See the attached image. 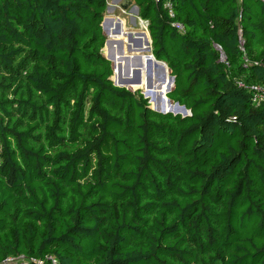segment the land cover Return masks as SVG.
I'll use <instances>...</instances> for the list:
<instances>
[{
    "label": "trees",
    "instance_id": "obj_1",
    "mask_svg": "<svg viewBox=\"0 0 264 264\" xmlns=\"http://www.w3.org/2000/svg\"><path fill=\"white\" fill-rule=\"evenodd\" d=\"M107 1L0 0V261L264 264V0H132L186 117L113 84Z\"/></svg>",
    "mask_w": 264,
    "mask_h": 264
},
{
    "label": "bare ground",
    "instance_id": "obj_2",
    "mask_svg": "<svg viewBox=\"0 0 264 264\" xmlns=\"http://www.w3.org/2000/svg\"><path fill=\"white\" fill-rule=\"evenodd\" d=\"M117 27H120V30H117L118 29ZM105 31H106L107 35L109 34L108 37L110 38V40H113L114 42L118 41L120 43H124V45L121 44L119 52L114 54L115 56L112 54L114 50H112V51H110V50L112 48H114V47H115V49L119 48L118 45L115 44V46H113V47L112 46H110V47L107 46V52H108L107 58H109L110 61L113 63V71L115 72V74L113 76V81L116 84L119 83V85L124 86V87L127 86V85H134V84L138 85V84H141V81H140V83L139 82L138 83L135 82L138 79V73L140 75V78H141L140 80H142V82H143V76H145V74H146L145 80L147 81V77H148V74H147V60H148V57L151 60V65H152V68H153V71H152V74H151V83L153 84V79H152L153 73H155L156 80L160 79V78L164 79L165 76L168 77V73L167 72H169V71L167 70V68L165 66H164V72L162 74L161 70H159V69L157 70L156 69L155 60L151 57V54H147V56H143V54H142V53H145L147 51V49H148V45L147 44H148V39L149 38H148L146 32H143L142 34H138L137 33L138 35L133 36L131 38L126 33L125 27H124V22L121 21V20H116L115 23H113V21H112L111 25ZM123 38H127V39L122 41ZM133 40L139 41L141 43L140 47H135V45L133 44ZM128 53H130V55H127ZM133 53H135L137 55H133ZM136 56H138L137 58H140V64L133 63ZM127 59H128V61L130 60L131 64L132 63L133 64L132 65H127L126 62H125V60H127ZM137 62H138V59H137ZM126 68H127V70H126ZM131 74H134L136 76V80L135 81L128 79ZM122 81H126L129 84H127V85L126 84H122ZM147 82H145L146 84H145V87H144L146 89L148 87L147 86ZM164 82H165V79H164ZM163 85H164V83L162 84V86ZM162 90H163L162 87H161V91L160 90H156L155 91L156 92L155 98H152L150 100L154 104L153 109L157 108V98H158L159 94L162 92ZM145 91H147V90H145ZM162 93L164 94L165 91L162 92ZM151 96L148 95V97H151ZM163 98H165L164 95H163ZM164 100H165V102L161 101L159 103L160 108L162 109V106H164L165 110L172 111L171 107H170L171 105H169L167 99H164ZM166 101H167V108L164 105V103L166 104ZM173 106H174V111H172V112L183 114V110L180 107L175 106V104Z\"/></svg>",
    "mask_w": 264,
    "mask_h": 264
},
{
    "label": "rangeland",
    "instance_id": "obj_3",
    "mask_svg": "<svg viewBox=\"0 0 264 264\" xmlns=\"http://www.w3.org/2000/svg\"><path fill=\"white\" fill-rule=\"evenodd\" d=\"M122 2V0H119V1H116V0H108L107 1V9L105 10V12H104V16H103V20H102V22H101V24L103 25L102 26V31H103V33H104V35H105V37H106V40L107 41H113V40H110V38L108 37V35L106 34V29L110 26V22L112 23V21H113V23H115L116 22V20H121V21H123L124 22V27H125V31H126V33L128 34V36H130L131 38L133 37V36H136V35H138V34H142L143 32H146V34H147V36H148V38H149V35H148V31H147V23L146 22H144V21H142L139 17H138V15H135V13H134V11L133 10H130V8L127 10V11H122V9L120 8V6H119V4ZM119 26V25H118ZM146 27V28H145ZM118 29L117 30H120V27H117ZM138 33V34H137ZM131 34V35H130ZM125 37V36H124ZM127 38H123L122 39V41L123 40H126ZM115 44H117L118 45V47L120 48V46H121V44L122 45H124V43H120V42H112V44H111V46L113 47V46H115ZM133 44L135 45V47H140V45H141V43L139 42V41H136V40H133ZM148 47H150L151 45H150V38L148 39ZM110 47V46H109ZM124 47V46H123ZM119 48H117V49H115V47L114 48H112L110 51H112V50H114L113 51V53L115 54V53H117V52H119ZM102 53H103V55L104 56H108V52H107V46H104L103 47V49H102ZM131 53V52H130ZM130 53H128L127 55H130ZM143 54V56H147V54H151V50H149V51H146L145 53H142ZM133 55H137V54H135V53H133ZM138 56H136L135 57V60H134V62L133 63H139V60H140V58H137ZM137 59H138V62H137ZM126 62V64L127 65H132L131 64V62H130V60L128 61V59H127V61H125ZM130 62V63H129ZM110 63H111V65H112V68H113V63L110 61ZM147 63H148V61H147ZM155 67H156V65H155ZM157 70L159 69V70H161L159 67H157L156 68ZM166 69V68H165ZM126 70H127V68H126ZM150 70H151V74H152V71H153V68H152V65L150 64ZM162 71V70H161ZM168 73V77H164V79H165V82H164V85L162 86V88H163V90H162V92H164L165 90H166V87H167V85H168V83H169V72H167ZM114 74H115V72L113 71V76H114ZM160 74V73H159ZM162 74H163V71H162ZM113 76L111 77V81L116 85V86H120L119 85V83H115L114 81H113ZM145 77H146V74H145V76H143V82H142V80H141V84H134V85H127V86H122L123 88H125V89H128V90H131V91H139L141 94H142V96L147 100V102H148V105H149V107H151V108H153L154 107V104H153V102H151L150 100L152 99V98H155V94H156V90H159V89H157V83H156V76H155V73H153V77H152V79H153V84L151 83V85H152V87L151 88H149V89H146V88H144L145 87V82H147L146 80H145ZM160 77V76H159ZM163 77V76H162ZM129 80H136L135 79V75L134 74H131L130 75V77L128 78ZM156 87V88H155ZM156 90H155V89ZM145 90H147V91H149L150 93H149V96H151V97H148V95H144L145 94ZM160 91H161V89H160ZM163 95L164 94H162V97H163ZM165 97V96H164ZM163 99H165V98H163ZM164 102H165V100H163ZM164 105L166 106V108H167V101H166V104L164 103ZM169 105H171L170 107H171V110L172 111H174V102H172V101H170V103H169Z\"/></svg>",
    "mask_w": 264,
    "mask_h": 264
},
{
    "label": "water",
    "instance_id": "obj_4",
    "mask_svg": "<svg viewBox=\"0 0 264 264\" xmlns=\"http://www.w3.org/2000/svg\"><path fill=\"white\" fill-rule=\"evenodd\" d=\"M116 1H119V0H116ZM119 6H120V8L122 9V11H127L129 8H130V10H133L134 11V13H135V15H138V7L134 4V2L132 1V0H122V2L119 4ZM103 24V23H102ZM101 24V27L103 26ZM110 25H111V22L109 23ZM111 44H112V42L110 41H105V44H104V46H111ZM150 44H151V41H150ZM119 50H120V48H119ZM149 50H151V46L150 47H148V49H147V51H149ZM109 62H110V59L109 58H107L106 56H104ZM151 57L155 60V65H156V68L157 67H159L163 72H164V66L167 68V66H166V64L165 63H163V62H161V61H157L154 57H153V55L151 54ZM125 61H127V60H125ZM148 63H147V74H148V77H147V89H149V88H151L152 87V85H151V70H150V64H151V60H150V58L148 57ZM222 61V60H221ZM138 64H140V60H139V63ZM167 70H168V68H167ZM169 71V70H168ZM140 75H139V73H138V79L135 81L136 83H140ZM156 83L158 84L157 85V89H161V87H162V84L164 83V79L163 78H160V79H157L156 80ZM173 83H174V78L172 77V76H170V74H169V84H168V86L166 87V90H165V93H164V96H165V99H167V101H168V103H170V100L167 98V93H169L170 91H171V89L173 88ZM114 84V83H113ZM122 84H129V83H127L126 81H122ZM115 85V84H114ZM116 86V85H115ZM117 87H122L121 85L120 86H117ZM149 91H146V93L144 94L145 96L146 95H149ZM162 92L159 94V96H158V98H157V108H151V107H149L150 109H152V110H154V111H156V112H159V113H161V114H167V113H171V114H173V115H180L181 117H186V116H189L190 115V111L189 110H187L184 106H181V105H179L178 103H174L175 104V106H177V107H180L182 110H183V114H179V113H176V112H172V111H170V110H165V107L164 106H162V109L160 108V106H159V103L161 102V101H163L164 99H163V97H162ZM164 102V101H163ZM159 108V109H158Z\"/></svg>",
    "mask_w": 264,
    "mask_h": 264
},
{
    "label": "built area",
    "instance_id": "obj_5",
    "mask_svg": "<svg viewBox=\"0 0 264 264\" xmlns=\"http://www.w3.org/2000/svg\"><path fill=\"white\" fill-rule=\"evenodd\" d=\"M240 46L242 47L243 42L239 41ZM223 61V58H222ZM239 86H244L242 83H239ZM252 93V100L256 104H264V89L260 85H251L247 87ZM47 260L51 261V264H57V261L52 257H47ZM42 261L37 259H28L23 255L19 256H9L3 261H0V264H41Z\"/></svg>",
    "mask_w": 264,
    "mask_h": 264
},
{
    "label": "flooded vegetation",
    "instance_id": "obj_6",
    "mask_svg": "<svg viewBox=\"0 0 264 264\" xmlns=\"http://www.w3.org/2000/svg\"><path fill=\"white\" fill-rule=\"evenodd\" d=\"M114 55V53H112ZM115 56V55H114ZM135 79H136V76H135ZM141 79V78H140Z\"/></svg>",
    "mask_w": 264,
    "mask_h": 264
}]
</instances>
